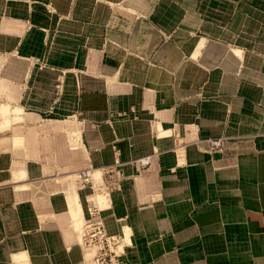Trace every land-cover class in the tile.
<instances>
[{
	"label": "crops",
	"instance_id": "1",
	"mask_svg": "<svg viewBox=\"0 0 264 264\" xmlns=\"http://www.w3.org/2000/svg\"><path fill=\"white\" fill-rule=\"evenodd\" d=\"M169 2L128 1L122 7L138 13L136 28L120 32L111 25L113 0H80L73 13L96 20L65 23L50 46L42 30V44L35 42L40 51L34 48L40 33L24 32L28 18L20 19L33 7L0 2V97L12 104L0 111L25 110L27 122L37 109L90 118V165L107 169L106 188L117 191L112 206L137 229L136 246L128 249L137 264H264V0H232L229 8L224 0H207L205 15L239 17L224 39L205 37L206 25L197 38L187 23L180 29L178 7ZM69 5L59 9L67 12ZM181 34L183 43L176 38ZM199 45L205 46L200 65L192 57ZM50 55L56 69L38 70L35 65ZM72 67L78 74H68ZM194 78L208 87L195 90ZM205 94L215 98L205 101ZM21 97L22 106L16 105ZM212 135L226 144L211 159L204 142ZM12 139L11 132L8 143ZM49 143L43 150L51 154ZM67 147L64 142L59 153L70 168L77 150L68 156ZM40 150L31 143L33 158ZM22 151V145L15 151L5 143L4 166ZM143 157L151 158L146 169L136 163ZM4 195L17 223L18 198ZM69 235L53 236L41 252L58 257L39 264H81L79 250L63 249ZM15 258L27 262L22 254Z\"/></svg>",
	"mask_w": 264,
	"mask_h": 264
},
{
	"label": "rangeland",
	"instance_id": "2",
	"mask_svg": "<svg viewBox=\"0 0 264 264\" xmlns=\"http://www.w3.org/2000/svg\"><path fill=\"white\" fill-rule=\"evenodd\" d=\"M8 1L0 0L4 7H6ZM20 1H23L29 7H33L28 9L31 13L23 15L20 19L25 22L28 18L26 20L27 25L23 27L24 32L33 29L34 34L40 33L39 38L34 37V48L36 40H39L42 44L40 39L43 31L45 38L48 35L46 39L51 42H47V46L55 45L58 43L57 32L60 28H65V23L72 26L76 19L79 21L81 18H89L90 16L96 20L97 17V15L73 13L75 2L80 0ZM128 1H135L138 3L136 5L140 6L139 2L143 0H113L114 10L111 14L113 18L111 25H113L114 31L121 32L123 29L127 31L136 28V22H133V20L134 17L135 20L138 18V13H126L122 7L127 5ZM169 1L171 6L178 7V27L182 29L188 24L194 38L201 36L200 34L206 25L205 37L224 39V34L232 30L233 27L231 26L235 22V17L239 18L233 14L205 15L201 10L204 6L209 5L207 0ZM224 1H226L228 8L233 6L232 0ZM65 3L66 6L68 4L73 6V9H67V12H64L67 14L59 9ZM185 6L193 8L191 12L194 13L189 15L183 13ZM98 18H100V15H98ZM214 19L215 21H212ZM85 24H87V27L90 26L88 22ZM176 38L179 43H183L185 35H177ZM21 43L19 41V50L22 49ZM35 49L40 51L41 46L39 45ZM204 49L205 46L202 47L201 45L193 49L192 57L195 64L200 65L199 60L201 57L199 56H201V51ZM42 60L43 62L37 63V66L35 65L36 68L41 65L38 70L49 69L50 67L52 70L56 69L57 58L55 56L50 55L49 58L44 57ZM4 65L2 64V69ZM68 69L70 70L68 74H76L74 70L77 74L80 71L79 68L75 69L74 67ZM213 81L216 85L217 80L214 79ZM211 82L212 80H210V85ZM195 86H197L195 90L202 89L208 87V83H205V79L198 80L194 78ZM35 93L37 92L35 91ZM213 98H215L214 95L207 96L205 94V101ZM21 99L22 97L16 105L22 106ZM3 104H8L10 107L12 105L0 97V108ZM53 111V109L49 111L34 110L32 114L36 119H28L29 122L25 119L29 114L25 110L5 113L0 111V158L5 143L7 146L12 145V149L14 148L15 151L18 146L22 145L23 147L21 155L9 158L10 162L6 166H4V160L0 159V264H17L15 257L20 254L25 256L26 264H39L45 258H57V255L48 254V250L42 253L41 248L47 245V242L53 239V236H62L64 233L70 235L69 244L62 246L63 249L69 253L79 250L81 264H137V254H128L129 247L136 246L135 242L137 240L134 238V232L137 229L132 228L127 217H121L122 214L116 212V206H112V197L116 196L117 191L106 188L107 183L111 181L107 179V169L105 170L103 166L98 171L90 165L89 156L93 149H91V144L87 140L90 130V118L82 114L72 113L70 110H60V112L57 110L56 113ZM21 114L23 117L25 116L23 120L18 119ZM195 130H198V128H195ZM11 132L13 139L11 143H8ZM27 139H31L33 142ZM48 139L53 144H48V147L53 150L51 154L50 151L45 152L43 150ZM216 141L220 142L219 148L213 145V142ZM64 142L69 147L66 150V155L69 156L70 152L77 150L74 154H70V157H72L70 161L74 165L70 168L65 167L63 160L60 159L59 151L64 149ZM225 142L226 138L212 135L205 138L204 150L212 159L224 150ZM31 143L36 144L41 149L39 152L36 151L37 157L34 158L32 152L29 151ZM138 160H136V163L139 165ZM149 160L150 163L147 167L151 165L150 157ZM89 169L94 172L93 176L90 174V179L81 175L84 172L83 170ZM102 169L104 170L102 171ZM72 172L74 173L73 183L69 184L68 177L72 175ZM103 173L104 175H102ZM10 188L12 190H9ZM4 194H13L18 198L17 205L14 208L18 213L17 223L11 221L13 218L10 205H6L9 200L5 202ZM70 194L75 195L76 204H81L82 215L78 218V222L69 212L70 207L67 202ZM63 249L59 251L62 252Z\"/></svg>",
	"mask_w": 264,
	"mask_h": 264
},
{
	"label": "bare ground",
	"instance_id": "3",
	"mask_svg": "<svg viewBox=\"0 0 264 264\" xmlns=\"http://www.w3.org/2000/svg\"><path fill=\"white\" fill-rule=\"evenodd\" d=\"M141 159H148L149 160V157H145V158H141ZM149 162H150V160H149ZM139 166H140V164H139ZM83 171L84 172H82L81 174H83L85 176V178L88 177V179L91 178L90 174H92V176L94 174V172L91 169H89V170H83ZM80 205L76 204V198H75V195L74 194H70V196H68V206L70 207V211L69 212H70V214H72L75 217V220H77V222H78V218L81 217V215H82L81 214V210L82 209H81V206ZM121 224L123 226V223L122 222H121Z\"/></svg>",
	"mask_w": 264,
	"mask_h": 264
},
{
	"label": "built area",
	"instance_id": "4",
	"mask_svg": "<svg viewBox=\"0 0 264 264\" xmlns=\"http://www.w3.org/2000/svg\"><path fill=\"white\" fill-rule=\"evenodd\" d=\"M213 145L214 147H217L219 148L220 147V142L216 141V142H213ZM138 163L140 164V167L141 168H147V166L149 165V160L148 159H139L138 160ZM83 177H85L83 174H81Z\"/></svg>",
	"mask_w": 264,
	"mask_h": 264
}]
</instances>
